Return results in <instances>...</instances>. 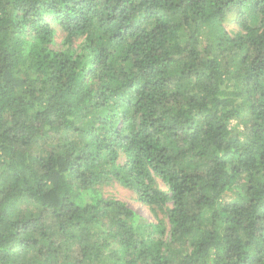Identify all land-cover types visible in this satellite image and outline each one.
Masks as SVG:
<instances>
[{
    "label": "trees",
    "instance_id": "trees-1",
    "mask_svg": "<svg viewBox=\"0 0 264 264\" xmlns=\"http://www.w3.org/2000/svg\"><path fill=\"white\" fill-rule=\"evenodd\" d=\"M0 264H264V0H0Z\"/></svg>",
    "mask_w": 264,
    "mask_h": 264
},
{
    "label": "rangeland",
    "instance_id": "rangeland-1",
    "mask_svg": "<svg viewBox=\"0 0 264 264\" xmlns=\"http://www.w3.org/2000/svg\"><path fill=\"white\" fill-rule=\"evenodd\" d=\"M226 25L230 29L235 28V24L232 21L228 20L226 22ZM61 39H62V34L60 33L59 36H58V43L61 42ZM103 190H104V194L106 196L109 197V196L114 195L117 198H120V199L124 200L125 202L128 203L129 206H131L132 208L137 210L139 213H141L142 215H144V216L148 217L149 219L155 221L154 217L152 216V214L150 213L148 208L145 207L144 205H142L140 202H138L135 199L134 194L130 190L120 186L116 182L112 183L111 185L104 186Z\"/></svg>",
    "mask_w": 264,
    "mask_h": 264
}]
</instances>
